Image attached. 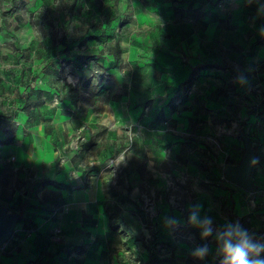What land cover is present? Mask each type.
I'll list each match as a JSON object with an SVG mask.
<instances>
[{
  "label": "rangeland",
  "instance_id": "obj_1",
  "mask_svg": "<svg viewBox=\"0 0 264 264\" xmlns=\"http://www.w3.org/2000/svg\"><path fill=\"white\" fill-rule=\"evenodd\" d=\"M29 104L74 121L72 161L102 193L81 238L49 223L55 209L18 225L34 264H222L216 236L237 222L264 261V0H0V117ZM240 131L254 191L223 178ZM24 251L7 243L0 264Z\"/></svg>",
  "mask_w": 264,
  "mask_h": 264
},
{
  "label": "crops",
  "instance_id": "obj_2",
  "mask_svg": "<svg viewBox=\"0 0 264 264\" xmlns=\"http://www.w3.org/2000/svg\"><path fill=\"white\" fill-rule=\"evenodd\" d=\"M15 121L17 125L12 126V132L0 130V163L15 156L14 165L24 167L27 171L19 176L11 174L6 163L0 169V204L20 214L9 243L16 241L22 251L23 243L27 249L31 246L23 240L27 233L18 232V225L27 226L29 221L44 222L45 215L41 213V208L56 210L53 211L57 215L56 221L49 223L60 225L65 236L68 235L70 239L81 238L78 230L82 224V214L93 208L102 193L94 182L89 181L90 177L86 176L82 165L72 161L77 152L70 150L68 144L76 124L64 114L50 111L49 106L35 104L21 109ZM62 152L67 160L60 165ZM72 170L76 172V178L69 176ZM15 178L24 184L23 195L10 188ZM37 236L33 234L29 239L34 240ZM17 241L20 243L17 244ZM37 243L34 245L37 246ZM16 259L15 264H34L35 253L26 250Z\"/></svg>",
  "mask_w": 264,
  "mask_h": 264
},
{
  "label": "clouds",
  "instance_id": "obj_3",
  "mask_svg": "<svg viewBox=\"0 0 264 264\" xmlns=\"http://www.w3.org/2000/svg\"><path fill=\"white\" fill-rule=\"evenodd\" d=\"M236 82L240 85L248 83L247 78L244 76L238 77ZM255 162V160L252 161V163ZM196 207L197 209H202L203 205L199 203ZM188 220L192 225L203 227L202 236L208 237L212 234L213 229L210 226L212 220L210 217L206 216L203 220H199L198 213L193 212ZM178 223L179 221L173 218L164 219V226L166 228L177 225ZM216 239L221 245L220 251L224 256L222 264H264V261H254L250 259L251 255H258L261 249L250 243L248 230L242 228L239 222L228 225L224 231L217 234ZM207 251V246L200 247L197 248L192 255L199 259H203Z\"/></svg>",
  "mask_w": 264,
  "mask_h": 264
},
{
  "label": "water",
  "instance_id": "obj_4",
  "mask_svg": "<svg viewBox=\"0 0 264 264\" xmlns=\"http://www.w3.org/2000/svg\"><path fill=\"white\" fill-rule=\"evenodd\" d=\"M239 137L243 143V155L238 163L227 164L223 169V178L246 191H254L255 184L251 174L257 164V155L253 149L251 139L242 131ZM255 160V163L252 161ZM20 217L18 212L9 211L0 204V245L12 238L17 221Z\"/></svg>",
  "mask_w": 264,
  "mask_h": 264
},
{
  "label": "built area",
  "instance_id": "obj_5",
  "mask_svg": "<svg viewBox=\"0 0 264 264\" xmlns=\"http://www.w3.org/2000/svg\"><path fill=\"white\" fill-rule=\"evenodd\" d=\"M0 119H1L0 120V130H2L4 132H11L12 131V126L13 125H17V122L15 121V119L5 120L2 117H0ZM68 147H69L70 150L75 151L76 149H78L77 141L74 140V139H71L69 144H68ZM66 160H67V156L64 154V152H62L61 156L59 157V164L63 165ZM15 162H16L15 156H11L8 159H6L5 161L0 163V169L4 168L3 166L6 163V164L9 165V170H10L11 174L18 175V176H19L20 173H25L26 174L27 173L26 169L24 167L15 166L14 165ZM255 167H256V165H255ZM255 167H254V169H255ZM69 176L71 178H76L77 174H76L75 171L72 170L69 173ZM23 182L25 183V180ZM10 188L13 189V190H18V192L21 195L24 194V184L19 183L17 181V178H15L13 180V182L11 183ZM11 239H9L7 242H5L2 245H0V250H2L5 247V245H7V243H9L11 241Z\"/></svg>",
  "mask_w": 264,
  "mask_h": 264
},
{
  "label": "trees",
  "instance_id": "obj_6",
  "mask_svg": "<svg viewBox=\"0 0 264 264\" xmlns=\"http://www.w3.org/2000/svg\"><path fill=\"white\" fill-rule=\"evenodd\" d=\"M254 109H255V108H251L250 110H247V113H248V114H252L253 111H254ZM239 139H240V138H239ZM227 163H232V164H234V163H237V162H231V161H228Z\"/></svg>",
  "mask_w": 264,
  "mask_h": 264
}]
</instances>
